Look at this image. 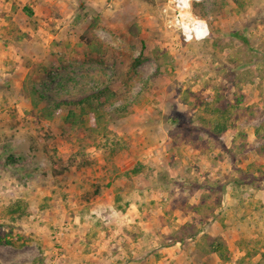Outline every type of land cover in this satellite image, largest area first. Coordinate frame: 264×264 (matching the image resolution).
I'll return each instance as SVG.
<instances>
[{
	"label": "rangeland",
	"instance_id": "rangeland-1",
	"mask_svg": "<svg viewBox=\"0 0 264 264\" xmlns=\"http://www.w3.org/2000/svg\"><path fill=\"white\" fill-rule=\"evenodd\" d=\"M177 12L0 0V264H264V0Z\"/></svg>",
	"mask_w": 264,
	"mask_h": 264
},
{
	"label": "trees",
	"instance_id": "trees-1",
	"mask_svg": "<svg viewBox=\"0 0 264 264\" xmlns=\"http://www.w3.org/2000/svg\"><path fill=\"white\" fill-rule=\"evenodd\" d=\"M143 60H144V46H143L141 52L139 53V55L132 61L131 64H132L133 68H135L139 64H141L143 62ZM107 91H108V88L104 87L103 89H100L98 91L90 93V94L82 97L81 99H79L77 101H63L61 103H57L56 106L60 107L62 105L72 104V105H75L77 107L84 108V107L89 105L91 109L95 110L93 112H96V105H95V107L93 105L96 104V101H97V103L100 102ZM76 116L77 115H76V112L74 111V109H71L69 111V117L68 118L71 120V117H73L75 119ZM71 121L74 122V120H71ZM58 172H61V170H58ZM33 173L34 172H27L26 175L31 176ZM98 189H99V187L97 185L96 193H98V191H99ZM7 242L11 243L10 240H7Z\"/></svg>",
	"mask_w": 264,
	"mask_h": 264
},
{
	"label": "built area",
	"instance_id": "built-area-1",
	"mask_svg": "<svg viewBox=\"0 0 264 264\" xmlns=\"http://www.w3.org/2000/svg\"><path fill=\"white\" fill-rule=\"evenodd\" d=\"M194 1H198V0H171L174 9L178 11L174 18V21L176 22V24H178L180 27L183 28V32L186 40H190L195 37L204 38L208 35L209 32L206 22L203 19H201L199 16L193 14L192 12V4ZM183 10H188L189 15H184ZM190 16L200 18L206 25L207 34L204 37H200L196 29L193 27L194 25L190 23L191 21V19L189 18ZM187 27L189 29H187Z\"/></svg>",
	"mask_w": 264,
	"mask_h": 264
},
{
	"label": "bare ground",
	"instance_id": "bare-ground-1",
	"mask_svg": "<svg viewBox=\"0 0 264 264\" xmlns=\"http://www.w3.org/2000/svg\"><path fill=\"white\" fill-rule=\"evenodd\" d=\"M183 14L189 15V11L183 10ZM189 18L191 19L190 23L194 25L193 27L198 32L199 36L200 37L205 36L207 34V30H206V25L204 24V22L200 18H197V17L190 16ZM187 29L189 28L187 27Z\"/></svg>",
	"mask_w": 264,
	"mask_h": 264
}]
</instances>
